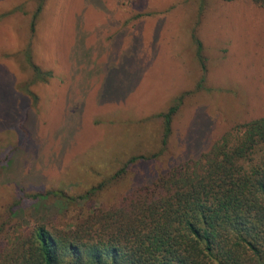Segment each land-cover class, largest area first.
Segmentation results:
<instances>
[{
    "label": "rangeland",
    "instance_id": "374dc122",
    "mask_svg": "<svg viewBox=\"0 0 264 264\" xmlns=\"http://www.w3.org/2000/svg\"><path fill=\"white\" fill-rule=\"evenodd\" d=\"M37 2L0 0V247L32 225L63 227L79 215L50 195L35 202L37 193L76 197L102 184L93 201L115 207L144 178L264 117V6L46 0L33 20ZM33 65L50 80L35 81ZM181 95L166 152L120 172L160 149L159 114Z\"/></svg>",
    "mask_w": 264,
    "mask_h": 264
},
{
    "label": "trees",
    "instance_id": "16d2710c",
    "mask_svg": "<svg viewBox=\"0 0 264 264\" xmlns=\"http://www.w3.org/2000/svg\"><path fill=\"white\" fill-rule=\"evenodd\" d=\"M45 1L38 0L33 20ZM251 1L264 6V0ZM195 56L202 88L206 61L199 40ZM32 70L35 81L51 78ZM182 103L181 95L159 114L160 149L131 157L120 172L166 152ZM205 149L196 159L166 165L151 182L144 178L108 209L93 201L102 184L76 197L62 190L31 196L38 203L50 195L79 215L63 227L39 223L7 236L0 264H264V117L208 141Z\"/></svg>",
    "mask_w": 264,
    "mask_h": 264
}]
</instances>
